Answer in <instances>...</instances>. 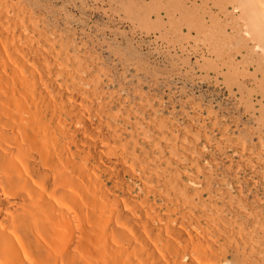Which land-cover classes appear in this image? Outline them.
<instances>
[{
	"label": "bare ground",
	"instance_id": "1",
	"mask_svg": "<svg viewBox=\"0 0 264 264\" xmlns=\"http://www.w3.org/2000/svg\"><path fill=\"white\" fill-rule=\"evenodd\" d=\"M21 2L0 0V264H264V216L203 161L206 136L114 112L97 61L70 55Z\"/></svg>",
	"mask_w": 264,
	"mask_h": 264
},
{
	"label": "rangeland",
	"instance_id": "2",
	"mask_svg": "<svg viewBox=\"0 0 264 264\" xmlns=\"http://www.w3.org/2000/svg\"><path fill=\"white\" fill-rule=\"evenodd\" d=\"M20 1L70 55H93L87 56L100 67L103 90L119 98L114 112L127 106L145 120L166 118L204 134L206 140L198 139L208 152L203 161L214 158L223 187L237 197L232 183L238 184L264 216V0ZM218 128L253 152L254 169L230 142L221 143ZM230 164L237 170L233 179L225 168Z\"/></svg>",
	"mask_w": 264,
	"mask_h": 264
}]
</instances>
